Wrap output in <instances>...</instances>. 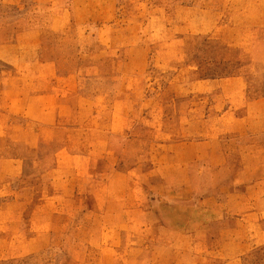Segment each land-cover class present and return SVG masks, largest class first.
<instances>
[{"label": "rangeland", "instance_id": "obj_1", "mask_svg": "<svg viewBox=\"0 0 264 264\" xmlns=\"http://www.w3.org/2000/svg\"><path fill=\"white\" fill-rule=\"evenodd\" d=\"M12 1L0 0V158L21 164L4 162L0 205L23 196L0 264H264V182L209 212L153 188L163 143L227 130L209 80L239 74L264 94V0ZM219 134L236 168L264 158V134L243 148Z\"/></svg>", "mask_w": 264, "mask_h": 264}, {"label": "crops", "instance_id": "obj_2", "mask_svg": "<svg viewBox=\"0 0 264 264\" xmlns=\"http://www.w3.org/2000/svg\"><path fill=\"white\" fill-rule=\"evenodd\" d=\"M5 1L14 2L12 0ZM208 83L218 89L214 110L210 112V115L218 117V123L220 122L221 126L223 124L228 126L227 130H224L223 127L216 128L218 132L208 138H192L176 143H163L161 145L162 154H160L161 164L159 165L161 180L158 184L153 185L154 189L159 190L158 193L162 199L172 195L182 197L185 201L192 195L198 196L200 199L203 198L200 200V205H204L205 212L220 207L222 204L220 197L234 195L236 186L245 184L248 191L249 188H257L260 182H264V158L242 156L241 167L236 168L233 147H227L226 141L219 134L221 131L235 132L237 138L234 139L240 140V143H237L240 148L245 147L242 140L248 141L249 137H259L264 134V94L250 97L247 92V82L239 74L213 78ZM225 121L229 123L226 122V124ZM250 145L259 147L260 143L246 144V147ZM9 159L0 158V178L2 179L4 177V162L15 163L16 160V164H21L19 158ZM198 161L207 163L209 166V171L206 172L211 175L207 184L203 180L206 172H203L202 168L195 167ZM165 167L166 169H164ZM253 170L256 171L255 175H258L256 179L249 177ZM166 194L168 196H165ZM22 196L23 193H19L18 197L12 198L10 201H3L0 205V239L12 238L16 235L15 231L18 228L17 223L21 211L19 213L18 208L15 212H11L12 215H9L8 209L15 205L18 207L22 202ZM146 210L147 213L155 212L154 207H145L144 211ZM4 219L11 223L5 231Z\"/></svg>", "mask_w": 264, "mask_h": 264}]
</instances>
